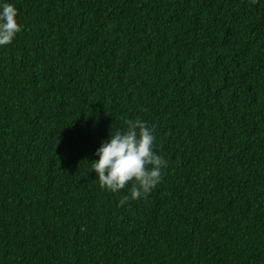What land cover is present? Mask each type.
Wrapping results in <instances>:
<instances>
[{
  "label": "trees",
  "instance_id": "1",
  "mask_svg": "<svg viewBox=\"0 0 264 264\" xmlns=\"http://www.w3.org/2000/svg\"><path fill=\"white\" fill-rule=\"evenodd\" d=\"M0 264H264V0H8ZM167 161L118 201L91 161L123 118Z\"/></svg>",
  "mask_w": 264,
  "mask_h": 264
},
{
  "label": "clouds",
  "instance_id": "2",
  "mask_svg": "<svg viewBox=\"0 0 264 264\" xmlns=\"http://www.w3.org/2000/svg\"><path fill=\"white\" fill-rule=\"evenodd\" d=\"M17 16L13 3L0 0V47L12 43L21 31ZM155 141L145 121L125 117L95 149L98 158L91 161L89 169L94 171L100 188L118 193L130 184L128 193L118 201L120 205L147 196L160 182L167 161L158 154Z\"/></svg>",
  "mask_w": 264,
  "mask_h": 264
}]
</instances>
